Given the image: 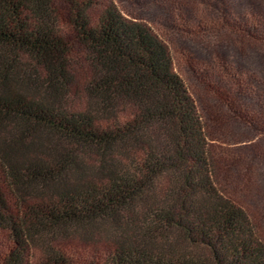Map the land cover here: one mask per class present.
I'll return each mask as SVG.
<instances>
[{
	"label": "trees",
	"instance_id": "1",
	"mask_svg": "<svg viewBox=\"0 0 264 264\" xmlns=\"http://www.w3.org/2000/svg\"><path fill=\"white\" fill-rule=\"evenodd\" d=\"M217 178L153 27L114 0H0V264H264Z\"/></svg>",
	"mask_w": 264,
	"mask_h": 264
},
{
	"label": "rangeland",
	"instance_id": "2",
	"mask_svg": "<svg viewBox=\"0 0 264 264\" xmlns=\"http://www.w3.org/2000/svg\"><path fill=\"white\" fill-rule=\"evenodd\" d=\"M114 1L168 42L204 120L218 186L249 213L264 239V0Z\"/></svg>",
	"mask_w": 264,
	"mask_h": 264
}]
</instances>
